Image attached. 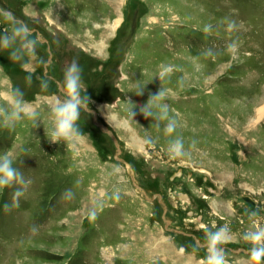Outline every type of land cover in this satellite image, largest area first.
<instances>
[{"label":"rangeland","instance_id":"1","mask_svg":"<svg viewBox=\"0 0 264 264\" xmlns=\"http://www.w3.org/2000/svg\"><path fill=\"white\" fill-rule=\"evenodd\" d=\"M0 8L40 36L27 68L0 50V93L19 87L40 118L37 127L27 118L0 126V154L31 180L8 212L15 187L0 189V264H200L213 224L231 228L230 264H250L247 213L264 227V0H0ZM74 58L90 111L77 122L82 140L53 143L49 102L64 98ZM162 66L172 71L160 80ZM161 88L180 125L172 136L140 113ZM177 135L190 156L170 158ZM68 189L71 201L61 198ZM94 205L102 208L93 221Z\"/></svg>","mask_w":264,"mask_h":264},{"label":"clouds","instance_id":"2","mask_svg":"<svg viewBox=\"0 0 264 264\" xmlns=\"http://www.w3.org/2000/svg\"><path fill=\"white\" fill-rule=\"evenodd\" d=\"M0 18L9 27H5L0 33V50L9 52V59L15 63H21L24 68L28 67V60L37 57V46L40 43L39 34H34L29 25L18 19L10 10L0 8ZM227 30L229 32L236 28L235 21L228 20ZM213 26L205 24L202 31L205 34H211ZM239 47L238 41L233 40L226 45V50L229 53H234ZM205 57H214L215 53L212 49L204 52ZM41 63L44 61L41 60ZM172 71L170 66H162L159 78L163 79ZM41 91H47L50 87L49 79L40 77ZM27 85L32 83V73L25 77ZM84 89L82 80V68L78 61L74 58L69 62L63 70V83L61 90L64 98H53L49 102L50 119L52 122V130L50 134L46 130L47 136L50 135V142L58 143L61 140L65 142L80 141L83 139L78 121L81 116V111L89 112L88 95H82ZM137 95H143L144 86L139 88ZM168 92L161 88L158 93L149 94L147 102L140 107V113L145 119L154 118L155 127L160 128L163 125V132L166 136H172L180 126L178 120L170 115L172 111L169 104L166 102ZM0 98L3 103H0V126L5 128H13L17 122L27 118L33 122L34 127H37V121L40 120L39 113L33 105L24 97V92L19 87L13 88L10 92L0 93ZM129 105H134L131 101H127ZM136 107V105H135ZM133 107V108H135ZM133 108L130 109L131 117H134ZM148 143H152L151 138ZM195 141L191 142L190 148H195ZM167 152L172 159L190 156V150L185 148L184 138L180 135L175 136L168 143ZM115 171H119L118 168ZM31 184L30 179H26L24 174L14 167V158L10 152L0 154V189L15 187L12 194L11 206L8 203L4 204L6 212L12 208L19 206V200L23 197ZM65 201H71L74 198V193L71 189L66 190L61 197ZM113 198L119 200V190L113 193ZM102 208L101 205H94L88 212V218L95 220L98 211ZM249 221L252 222V227L243 233L242 239L251 245L248 250L250 264H264V227H259L256 224L257 211L247 213ZM215 229V230H213ZM32 231H38V228L33 225ZM233 239L231 228L228 224L216 227L213 224L211 229H205L204 245L206 249L205 257L200 261V264H230L226 248L224 247ZM201 245L199 242L193 247V252H197ZM184 251L183 248L180 249Z\"/></svg>","mask_w":264,"mask_h":264},{"label":"water","instance_id":"3","mask_svg":"<svg viewBox=\"0 0 264 264\" xmlns=\"http://www.w3.org/2000/svg\"><path fill=\"white\" fill-rule=\"evenodd\" d=\"M246 201L251 202L252 204H255L253 200H251L249 197L244 198Z\"/></svg>","mask_w":264,"mask_h":264},{"label":"bare ground","instance_id":"4","mask_svg":"<svg viewBox=\"0 0 264 264\" xmlns=\"http://www.w3.org/2000/svg\"><path fill=\"white\" fill-rule=\"evenodd\" d=\"M262 113V112H261ZM261 113L259 112V115L261 116Z\"/></svg>","mask_w":264,"mask_h":264}]
</instances>
